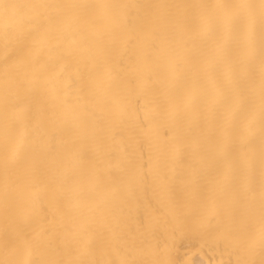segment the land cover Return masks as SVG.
Returning <instances> with one entry per match:
<instances>
[{"label": "bare ground", "instance_id": "1", "mask_svg": "<svg viewBox=\"0 0 264 264\" xmlns=\"http://www.w3.org/2000/svg\"><path fill=\"white\" fill-rule=\"evenodd\" d=\"M0 264H264V0H0Z\"/></svg>", "mask_w": 264, "mask_h": 264}]
</instances>
